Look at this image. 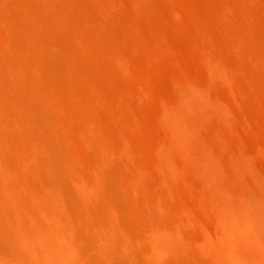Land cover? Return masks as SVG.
Returning a JSON list of instances; mask_svg holds the SVG:
<instances>
[{
  "label": "bare ground",
  "instance_id": "bare-ground-1",
  "mask_svg": "<svg viewBox=\"0 0 264 264\" xmlns=\"http://www.w3.org/2000/svg\"><path fill=\"white\" fill-rule=\"evenodd\" d=\"M109 1L0 0V264H264V182L260 174L259 185L246 182L255 172L251 157L238 148L223 167L209 147L205 155L195 147L206 142L200 130L210 113L232 114L208 85L194 83L165 109L157 122L169 136L153 148V165L137 157L140 148L126 134L102 124V107L138 105L123 81L156 12L150 0H130L132 9ZM230 1L223 11L232 21L231 7L256 12L248 0ZM257 23L246 22L248 34L231 23L226 43L247 56L210 55V78L239 85L244 76L264 88V27ZM108 117L136 122L132 112ZM179 168L210 177V203L224 207L223 228L206 230L198 249L184 229L190 214H172L170 197L152 192L169 189L164 178Z\"/></svg>",
  "mask_w": 264,
  "mask_h": 264
},
{
  "label": "rangeland",
  "instance_id": "rangeland-1",
  "mask_svg": "<svg viewBox=\"0 0 264 264\" xmlns=\"http://www.w3.org/2000/svg\"><path fill=\"white\" fill-rule=\"evenodd\" d=\"M121 1L126 8L132 9L130 0ZM150 1L156 12L154 17L144 24L145 41L142 44H134L132 49L133 56L136 58L132 77L123 81L124 85L133 87L138 105L131 110L120 105L112 107V110L102 107L101 113L104 116L101 122L105 129L114 136L126 134L128 142L140 148L137 157L144 164L153 165L155 163L153 148L164 143L169 136L167 128L161 125L167 107L175 105L182 93L194 83L199 87L208 85L210 92L206 89L209 95L213 94L214 97L222 100L221 104H224V107L220 105V109L226 108L225 104H229L232 114L225 118L222 115L214 117L215 114L210 113L208 118L206 117L207 120H204L203 129L200 130V132L203 131L201 133L206 142L196 143L195 147L204 155L210 148L212 155L223 167L228 165L226 153L234 152L235 154L238 148L243 149L244 152L246 150L248 161L251 157L249 165H252V170L249 171H255L250 173L251 175L247 171L248 174L244 176L248 175L250 178L246 182H250L249 186L254 185L257 175H261L263 181L260 178L257 179H260L258 182L261 184L264 182V88L250 85L244 76L241 77L239 85H235L226 78H223V81L222 78L214 80L210 78L209 68L206 67L210 55L220 58L229 53L247 56L246 51L238 50V52L226 43L233 34L230 25L233 23L238 32L248 34L250 32L248 24L262 21V24L257 23L259 25L257 28L262 31L264 12L261 10L264 9V0H248L255 6V13L231 7L233 21L223 11L232 4L230 0ZM109 5L116 7V3L111 0ZM141 35L134 30L130 32L133 38H139ZM261 43L260 47L264 51V41ZM238 88L243 93L241 96L234 97L232 92ZM127 112L134 114L135 123L125 118L113 121L108 117L112 113L122 115ZM160 117L161 119L158 120ZM177 154L171 157L175 164H178L180 159ZM155 173H152L154 176L150 174L153 179L158 177L157 172ZM201 176L202 174L189 173L179 168L174 176L163 177L169 179L171 185L169 189L152 190L154 193L161 192L170 197L169 211L172 214L182 211L190 214L191 217L185 219L184 229L194 236L195 240H189L190 246L194 249H198L197 246L206 241V230L217 234L224 224L221 218H218V213L224 207H217L210 203L213 199L212 193L214 194L211 178L207 176L208 180L206 176ZM263 184L261 187L264 186ZM200 200H206L210 207H203ZM194 241H197V244ZM198 254L202 257L200 258L202 262L210 263L207 256Z\"/></svg>",
  "mask_w": 264,
  "mask_h": 264
}]
</instances>
